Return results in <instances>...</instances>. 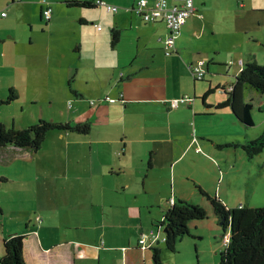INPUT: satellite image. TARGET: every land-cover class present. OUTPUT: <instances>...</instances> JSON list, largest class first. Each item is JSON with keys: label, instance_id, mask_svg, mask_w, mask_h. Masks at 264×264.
Listing matches in <instances>:
<instances>
[{"label": "crops", "instance_id": "obj_1", "mask_svg": "<svg viewBox=\"0 0 264 264\" xmlns=\"http://www.w3.org/2000/svg\"><path fill=\"white\" fill-rule=\"evenodd\" d=\"M67 1L0 0V101L12 88L18 94L0 103V121L17 126L22 116L6 107L22 96L45 105L39 89L48 92L47 107L53 106L47 81L39 77L44 66L32 77L31 65L38 60L26 61L16 47L26 23L33 31L44 20L49 31L66 21L76 27L70 44H64L63 35L54 45L47 43L44 52L53 48L62 57L73 54L68 82L77 104L70 106L69 117L44 111L37 115L91 123L87 134L51 130L34 173L15 172L19 163H35L30 150L0 148V264L4 239L16 233L35 235L42 250L35 264H55L50 250L56 245L65 247L67 264H125L128 247L138 245L143 232L157 233L154 245L165 241L164 229L156 224L173 204L172 197L205 205L208 218L192 222V233L200 238L207 230L218 238L221 223L201 190L229 207L258 206L252 200L260 191L264 195V150L251 157L235 145L256 138L264 122L246 130L229 107L214 108L227 98L223 89L221 99L212 100L216 87L231 88L245 61L264 64V0H194L196 10L171 54H166L165 22L144 21L128 9L137 0H106L120 6L112 12L95 0H84L92 1L91 7ZM47 7L50 19L43 14ZM114 29L119 31L115 44ZM199 58L206 61L207 73L225 75V83L210 77L207 85V75L195 78L191 64ZM209 88L213 91L205 105L201 98ZM184 94L193 96V102L170 106ZM107 96L117 100L106 101ZM243 101L252 104V111H264V92L247 89ZM219 122L224 127L217 130ZM3 193L12 198L11 205L3 203ZM28 195L38 198L37 206L28 207ZM208 220L216 221L215 227ZM215 242V251L220 250ZM142 250L146 263L154 264L152 257L147 260L150 248Z\"/></svg>", "mask_w": 264, "mask_h": 264}, {"label": "trees", "instance_id": "obj_2", "mask_svg": "<svg viewBox=\"0 0 264 264\" xmlns=\"http://www.w3.org/2000/svg\"><path fill=\"white\" fill-rule=\"evenodd\" d=\"M71 6L91 7L92 1L68 0ZM112 43L119 40V31H112ZM204 79V78H203ZM200 79V80H203ZM227 98L214 106L222 109L229 107L243 123L246 130L254 125L252 117V104L244 102L245 90L251 89L264 92V64L255 60H247L242 70L235 77V81L229 90L220 87ZM209 88L201 98L203 102L206 96L212 93ZM15 89L10 90L7 99L0 103H9L17 97ZM206 105V102L204 103ZM213 107V106H210ZM69 130L76 133H89L90 121L84 122H62L40 118L38 122L30 124L24 129L8 128L0 121V148L14 146L24 149H32L39 152L51 130ZM242 147L249 156H254L264 150V128L261 133L253 139H246L241 143H235ZM202 193L209 199L213 211L221 223L223 234L229 230L230 240L225 249L221 251L218 264H264V206L241 205L235 207L227 206L218 196H212L203 190ZM3 208L0 206V217ZM208 218V209L205 205L185 199L176 200L166 210L165 217L156 226L164 229L166 247L172 251L177 250V244L185 236L192 233V222ZM2 222L0 219V229ZM4 253L1 264H35L42 250L35 235L31 233H16L4 239ZM65 247L56 245L50 250L55 264H67ZM154 264H166L161 256V248L158 245L150 247ZM140 243L128 247L125 256V264H147ZM49 264V263H48Z\"/></svg>", "mask_w": 264, "mask_h": 264}, {"label": "rangeland", "instance_id": "obj_3", "mask_svg": "<svg viewBox=\"0 0 264 264\" xmlns=\"http://www.w3.org/2000/svg\"><path fill=\"white\" fill-rule=\"evenodd\" d=\"M22 15L23 12L21 13L20 17ZM45 23L46 22L44 20H42V22L40 23L37 22L36 27L33 31L30 24L26 23L24 30L20 32V35L22 36L21 38H18L16 47H19L21 49L22 54H20V57L25 56L26 61L32 62L33 60H38V62H35L31 65V67H34L31 68L32 77L34 76V73H36L44 66V73L39 77L47 81L46 88L49 89L50 96L52 97L51 100L53 101V106L50 108L47 107L50 101L48 100L49 95L48 92L42 89H39L37 92L42 94L40 97H42V101H44L43 103L45 105L35 102L29 98H27V100L25 96H22L19 102L12 103L6 107L15 113L18 112V114L22 116V119H18L16 121L17 126H15V123L12 122L11 124L6 125L8 128H12L14 126L16 129H24L25 127L29 126V123L34 124L38 122L40 118H44L37 115L40 111H44L46 115H48V113L54 112L58 115V117H69V114L72 113L71 111H69L70 106L73 107L72 109H74L77 104V101L74 99V97L70 95L68 82V60H71V56L73 54L67 52L65 57H62L53 48L52 53L44 52L47 43H51L52 45H54L55 43H57L58 39H60V36L63 35V37L65 38L64 44H70L71 38L77 35L76 27L72 24L71 21H66L64 26L56 25L54 26L56 28H52V30L49 31ZM31 38H33L32 41ZM9 46L10 45H8V48ZM1 49L4 50L5 46H1ZM10 54L11 49H8L7 55L9 56ZM60 61H64V63L61 64ZM213 71L214 70H212L211 72ZM211 72L206 74L207 78L204 80L205 82H207V85L210 83V77L214 79L218 78L222 81L223 84L225 83V75H222L223 77L220 75L214 76ZM215 83L216 82L213 80L214 87H216ZM215 90L216 95H213L212 97L214 103L217 102L216 98L219 97L221 99L220 96H223L221 88L216 87ZM64 91H67L68 94H63ZM31 114H34V119L31 118ZM252 117L254 119V125L258 123L261 124V122H264V111L261 113L260 109L256 108L252 111ZM20 120H22L24 124H20ZM216 127L217 130H219L220 127L224 126H222V123L219 122L217 123ZM28 150H30L31 153L36 156L35 163L25 164L26 166H21V164L19 163V167L15 169V172H21V170H24L25 173L36 172L35 164L37 163L39 156H43V152L39 153L35 152L32 149ZM1 199L6 206L11 205V202L13 201L12 198L6 196V194L4 193L3 196H1ZM25 199L29 200V203L27 204L28 207L32 208L33 206H37L36 202L38 198L35 195H28L25 197ZM255 201L260 203L257 204L258 206H264V195H262L261 191L259 192L257 199L252 200L253 203H257ZM18 202L19 199H17V203ZM21 207L22 204L20 203V208ZM207 223H212L215 227L216 221L208 220ZM223 237V229L220 227V236L215 239L213 238V236L210 235V231L206 230L205 234L200 238H194L190 235L185 236L182 240L178 242L177 250L175 251L168 249L166 247L165 241H161L158 246L161 248V256L163 262L166 264H218L220 253L226 247L223 242ZM214 240H216L220 250L215 251V248L213 246L215 242ZM146 255L147 260H149L152 257V250H148L146 252Z\"/></svg>", "mask_w": 264, "mask_h": 264}, {"label": "built area", "instance_id": "obj_4", "mask_svg": "<svg viewBox=\"0 0 264 264\" xmlns=\"http://www.w3.org/2000/svg\"><path fill=\"white\" fill-rule=\"evenodd\" d=\"M97 5H102L106 8L108 12L117 11L120 9V6L117 4L109 3L106 0H95ZM134 11L139 15L144 21H155L161 20L164 21L169 29V34L165 39L166 44V54H171L173 48L176 45V40L179 35L181 28L187 22V19L191 14L196 10L194 0H184L182 4H171L170 0H137L133 7L128 8ZM44 17L50 19L52 15V9L47 7L43 11ZM2 15H6V12H2ZM98 28H101L98 25ZM191 70L197 79L205 78L207 73L206 61L202 58L197 59L191 64ZM194 97L189 94H184L182 96L173 98L170 101L171 107H179L185 103H192ZM104 100L106 101H116V98L107 96ZM96 103V101H92ZM196 140V137L194 138ZM197 151H201L200 147H197ZM171 201L174 203L175 198H171ZM223 237V242L225 245L229 243L230 232L229 230L225 232ZM157 233L152 230L151 232H143L139 238V243L142 248H150L158 240Z\"/></svg>", "mask_w": 264, "mask_h": 264}]
</instances>
